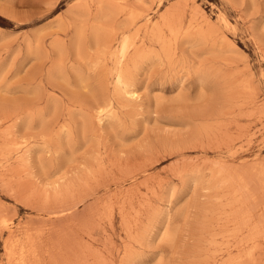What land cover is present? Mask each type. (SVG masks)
<instances>
[{"label": "rangeland", "instance_id": "1", "mask_svg": "<svg viewBox=\"0 0 264 264\" xmlns=\"http://www.w3.org/2000/svg\"><path fill=\"white\" fill-rule=\"evenodd\" d=\"M263 239L264 0H0V264H264Z\"/></svg>", "mask_w": 264, "mask_h": 264}, {"label": "bare ground", "instance_id": "2", "mask_svg": "<svg viewBox=\"0 0 264 264\" xmlns=\"http://www.w3.org/2000/svg\"><path fill=\"white\" fill-rule=\"evenodd\" d=\"M109 1V0H108ZM100 5V4H99ZM108 7V6H107ZM86 8H88V7H86ZM90 8V7H89ZM122 8V7H121ZM112 12V11H111ZM124 12V11H123ZM110 14V13H109ZM130 14V13H129ZM130 16V15H129ZM129 16H128V18H129ZM131 17V16H130ZM221 20L223 21V23H226V24H228V22H229V20H228V18L225 16V15H221ZM150 21V20H149ZM151 22V21H150ZM145 25V24H144ZM96 26V25H95ZM98 27V26H97ZM105 27V26H104ZM171 27V26H170ZM169 27V28H170ZM174 27V26H173ZM203 27V26H202ZM113 28V27H112ZM210 28V27H209ZM98 29V28H97ZM116 29V28H115ZM109 30V29H108ZM195 31V30H194ZM201 31V30H200ZM101 32V31H100ZM80 33V32H79ZM97 33V32H96ZM199 33H201V32H199ZM203 33V32H202ZM208 33H210V32H208ZM115 34V33H114ZM191 34V33H190ZM196 34V33H195ZM198 34V33H197ZM203 36L204 37H206L204 34H203ZM81 37V36H80ZM129 37V36H128ZM134 37V36H133ZM197 37V36H196ZM110 38V37H109ZM130 38V37H129ZM101 39V38H100ZM115 39V38H114ZM130 39H128L127 37H125V39H124V41H123V45H122V49H121V53H120V66H122V65H124L125 64V62H126V60L129 58V55H130V51H131V49L133 48V44L129 41ZM79 41V40H78ZM98 41V40H97ZM212 42H214V41H212ZM78 44V43H77ZM114 44V43H113ZM216 44V43H215ZM221 44V43H220ZM136 45V44H135ZM141 45V44H140ZM224 45V44H223ZM211 46H213V45H211ZM118 47V46H117ZM234 48V47H233ZM118 49V48H117ZM60 51V50H59ZM105 53L107 54V51H105ZM106 54H105V56H106ZM112 55V54H111ZM108 56V55H107ZM106 56V57H107ZM118 56V55H117ZM112 58H113V56H112ZM117 59V58H116ZM145 61V60H144ZM106 65H107V63H106ZM105 65V66H106ZM97 66H99V65H97ZM109 68V67H108ZM78 77V76H77ZM246 80V79H245ZM247 82V81H246ZM247 83H249V81L247 82ZM126 84V82H125V71H124V69L123 70H119V72L117 73V85L118 86H123V85H125ZM250 84V83H249ZM116 85V86H117ZM246 87V86H245ZM251 87V86H250ZM124 92V91H123ZM119 94V93H118ZM96 114V113H95ZM86 115V114H85ZM112 115H114V114H112ZM111 117V116H110ZM116 118V117H115ZM105 120V119H104ZM100 121V120H99ZM102 124V123H101ZM65 127V126H64ZM66 129V128H65ZM61 131H64L63 129L61 130ZM43 150V149H42ZM224 174V173H223ZM223 176V175H222ZM220 177V176H219ZM223 177H221V179H222ZM224 178H226V177H224ZM227 179V178H226ZM223 181V180H222ZM226 181V180H225ZM223 183V182H222ZM224 183H226V182H224ZM231 184V183H230ZM229 184V185H230ZM228 187V186H227ZM227 197V196H226ZM229 197V196H228ZM82 203V202H81ZM106 205V204H105ZM74 206V205H73ZM76 206V205H75ZM63 207V206H62ZM76 207H78V206H76ZM76 207H73V209L74 208H76ZM72 208V207H71ZM108 208V207H107ZM55 209V208H54ZM108 210V209H107ZM67 211V210H66ZM65 212V211H64ZM53 213V212H52ZM57 213V212H56ZM53 216V215H52ZM5 220V219H4ZM236 222V221H235ZM2 223V222H1ZM2 224H4V223H2ZM236 224V223H235ZM6 225H8V224H6ZM237 229V228H236ZM234 230V229H233ZM30 231V230H29ZM38 231V230H37ZM40 231V230H39ZM235 231H237V230H235ZM234 231V232H235ZM233 232V233H234ZM14 234H16L15 232H13ZM12 233V234H13ZM43 234H45L44 232H42ZM231 233V232H230ZM41 234V233H40ZM42 234V235H43ZM227 234V233H226ZM239 234V233H238ZM41 235V236H42ZM221 235V234H220ZM224 235V234H223ZM233 235V234H232ZM14 236V235H13ZM16 236V235H15ZM28 236V235H27ZM217 236V235H216ZM233 236H235V235H233ZM32 237H34L33 235H32ZM220 237V236H219ZM14 238V237H13ZM30 238V237H29ZM35 238V237H34ZM34 238H31L32 240H35ZM224 238V237H223ZM17 240H19V239H17ZM39 240V239H38ZM264 240V239H263ZM16 241V240H15ZM254 241V240H253ZM34 242V241H33ZM41 242V241H40ZM13 243V242H12ZM37 243H38V241H37ZM219 243V242H218ZM8 244H10V243H8ZM33 244V243H32ZM42 244V243H41ZM244 244V243H243ZM250 244V243H249ZM6 245H7V243H6ZM224 245V244H223ZM11 244L9 245V248H8V250L7 251H9L10 252V254L12 255V256H14L15 257V261H16V263L15 264H26V262H27V264L29 263L27 260L29 259V256L27 255V253L25 252V251H23L22 249V247H21V249L20 250H22V251H17L16 250V247L18 246V244H17V246L15 245H12L11 247ZM29 246H31V245H29ZM41 246H43V245H40L39 247H41ZM219 245H216L215 244V247H218ZM225 246V245H224ZM255 246V245H254ZM254 246H253V248H254ZM220 247V246H219ZM226 247V246H225ZM224 247V248H225ZM258 247V246H257ZM19 248V247H18ZM31 248H32V246H31ZM33 248H34V246H33ZM32 248V249H33ZM227 248V247H226ZM229 248V247H228ZM31 249V250H32ZM36 249V248H35ZM37 250V249H36ZM35 250V251H36ZM247 250H249V249H247ZM35 251H34V253H35ZM6 252V251H5ZM8 252V253H9ZM32 252H33V250H32ZM216 252V251H215ZM246 252V251H245ZM250 252V251H249ZM31 253V252H30ZM29 253V254H30ZM221 253V252H220ZM223 253H225V252H223ZM222 253V254H223ZM246 253H248V252H246ZM252 253H253V251H252ZM9 254V255H10ZM36 254V253H35ZM243 254H244V252H243ZM255 254V253H254ZM8 255V256H9ZM12 256H11V258H12ZM32 256V255H31ZM132 256V255H131ZM239 256H240V254H239ZM238 256V257H239ZM248 256V255H247ZM253 256H255V255H253ZM34 257V256H33ZM35 257H37L36 255H35ZM238 257H236V258H238ZM130 258V257H129ZM232 258V257H231ZM235 258V257H234ZM41 259V258H40ZM243 259V258H242ZM245 259V258H244ZM248 259V258H247ZM253 259H255V257H253ZM231 260H233V258L231 259ZM246 260V259H245ZM257 260V259H256ZM131 261V260H130ZM250 260H248V262H249ZM39 262V261H38ZM226 262V261H225ZM229 262V261H228ZM231 262V261H230ZM234 262V261H233ZM232 262V263H233ZM246 261H244V263H245ZM253 262H254V260H253ZM255 263H256V261H255ZM216 264H217V262H216ZM223 264V263H222ZM224 264H226V263H224ZM230 264V263H229ZM239 264V263H238ZM241 264H243V262L241 263ZM250 264H252L251 262H250Z\"/></svg>", "mask_w": 264, "mask_h": 264}]
</instances>
